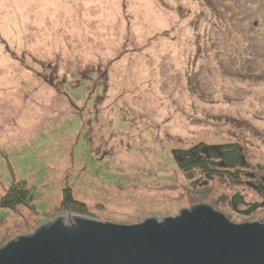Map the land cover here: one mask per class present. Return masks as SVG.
<instances>
[{
  "label": "rangeland",
  "instance_id": "374dc122",
  "mask_svg": "<svg viewBox=\"0 0 264 264\" xmlns=\"http://www.w3.org/2000/svg\"><path fill=\"white\" fill-rule=\"evenodd\" d=\"M198 143L248 165L181 172ZM262 179L264 0H0V200H32L0 208V248L68 214L264 223Z\"/></svg>",
  "mask_w": 264,
  "mask_h": 264
},
{
  "label": "water",
  "instance_id": "95a60500",
  "mask_svg": "<svg viewBox=\"0 0 264 264\" xmlns=\"http://www.w3.org/2000/svg\"><path fill=\"white\" fill-rule=\"evenodd\" d=\"M61 216L0 248V264H264V223L236 224L194 205L163 221Z\"/></svg>",
  "mask_w": 264,
  "mask_h": 264
},
{
  "label": "trees",
  "instance_id": "16d2710c",
  "mask_svg": "<svg viewBox=\"0 0 264 264\" xmlns=\"http://www.w3.org/2000/svg\"><path fill=\"white\" fill-rule=\"evenodd\" d=\"M172 159L175 161L177 168L185 173L192 170H199L203 172L207 179L211 178L216 174H220L221 171L229 173L232 169H246L247 163L243 158L242 151L240 147L230 145H206L203 143H198L196 146L187 149H173ZM237 174L233 173L235 179H237ZM264 184V179L260 180L257 184H249L254 189L258 191L262 190ZM29 191L23 187H11L8 189L7 194L0 200V208H7L15 210L18 206H26L32 201L29 196ZM66 200L70 201V196L66 197ZM243 199L236 196L233 198L234 204H242Z\"/></svg>",
  "mask_w": 264,
  "mask_h": 264
}]
</instances>
